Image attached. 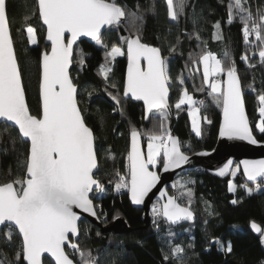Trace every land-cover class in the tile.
Wrapping results in <instances>:
<instances>
[{
    "label": "trees",
    "instance_id": "16d2710c",
    "mask_svg": "<svg viewBox=\"0 0 264 264\" xmlns=\"http://www.w3.org/2000/svg\"><path fill=\"white\" fill-rule=\"evenodd\" d=\"M117 2L125 8L127 17L121 25L110 27L102 35L107 49L91 40L82 41L75 47L71 77L79 88L78 103L85 122L95 136L99 162L96 178L105 187L102 196L93 197L99 218L105 227L112 225L117 217L124 218L132 230L120 235L102 233L98 226L82 221L77 243L81 249L90 250L98 264H264V237L256 236L249 229L251 222L264 229V180L258 183L257 190V184L246 182L240 170L226 178L202 169L184 173L176 181V191L179 201L189 205L196 214V222L172 227L157 217L147 229H143V211L131 205L128 191L117 192L114 188L118 181L116 174L123 176L128 173L127 156L133 127L142 134L170 130L179 138L181 149L186 154L215 148L222 108L214 94L206 93L210 88L204 80L202 62L199 61L205 51L214 53L225 66L229 61L224 52L226 49L229 52L242 83L253 133L258 142L264 143V133L257 129L260 119L258 96L264 94V63L260 62L259 56L253 57L254 49L259 51L253 43L257 45L259 42L253 36L249 37L251 43L245 41L243 25L235 14L232 23L227 22L231 0H186L184 12L176 21L168 16L166 0ZM247 6L254 14L257 9L264 11V0H247ZM7 11L26 99L31 114L39 116L42 113L41 57L49 50L45 44L46 28L38 13L32 15L36 12L35 0H8ZM131 13L142 14V20L137 19L133 23ZM26 16H31L27 22ZM217 22L221 25L223 38L220 40L215 38L217 30L214 25ZM26 23L36 29V45L28 39ZM137 29H140L141 42L159 48L168 62L172 113L167 114L163 129L156 112L146 121L143 104L125 99L126 55L106 63V51L114 45L126 50L122 38L135 36ZM81 53L82 65L79 63ZM245 55L248 56L247 61L241 59ZM102 65L111 68L107 79L101 74ZM181 77L183 84L180 83ZM185 88L196 101L206 99L200 114L207 120L203 119L199 136L192 131L186 105L179 109L175 106ZM113 96L119 99V104L112 99ZM141 136L143 140L147 138ZM144 147L146 149V142ZM28 153L29 144L21 139L18 131L5 123L0 124V183L24 177ZM230 185H235L236 190L230 191ZM243 185L252 188L253 192L249 194ZM189 190L190 204L188 196L181 195ZM234 200L236 203H232ZM9 231L12 233L10 240L7 238ZM216 239L225 245L224 249L214 243ZM169 241L172 248L178 244L185 249L181 257L167 253L165 245ZM229 242L231 252L226 250ZM21 248L22 240L17 231L5 227L0 239V264H25L22 258L20 261L15 259ZM67 252L74 261L79 260L74 251L67 249ZM165 255L170 259L165 260ZM45 264L52 263L45 260Z\"/></svg>",
    "mask_w": 264,
    "mask_h": 264
},
{
    "label": "snow or ice",
    "instance_id": "6c2138e0",
    "mask_svg": "<svg viewBox=\"0 0 264 264\" xmlns=\"http://www.w3.org/2000/svg\"><path fill=\"white\" fill-rule=\"evenodd\" d=\"M36 12L43 24L47 26V40L51 42L50 52L42 55L41 95L42 113L37 116L31 114L25 98L20 66L16 57L14 42L11 35L8 17V0H0V118L18 126L20 135L30 141V150L24 163L25 175L9 182L0 183V225L11 222V226L18 229L22 236V248L15 259L21 258L27 264H42L45 253L55 258V264H98L96 257L90 250L81 249L78 243L70 241V235L80 233V220L75 208L97 216L96 206L90 198L95 188L98 194L105 192V187L94 174L98 169L97 149L92 128L86 123L77 100V86L73 83L69 69L73 63V46L82 36L91 37L97 45L107 49L102 40V29L119 26L126 18L125 8L117 0H35ZM168 16L176 21L184 12L186 0H166ZM228 23L233 21V14L242 23V32L247 43L249 37L255 36L259 43L260 62L264 63V11L257 9L254 14L247 0H231L228 5ZM132 22L142 20V14L131 13ZM31 16L25 17V22ZM26 33L31 44L38 43L35 27L25 24ZM217 30L216 39H222L221 25H214ZM123 37L126 50L120 46H112L106 51V63L114 61L116 57L127 55V83L124 95L129 94L136 100H142L147 113L156 110L163 129V122L167 121V109L170 76L168 62L161 56L157 47L142 43L139 35ZM70 38L66 39L65 34ZM197 39L199 36L197 35ZM174 50V49H173ZM229 61H224L209 51L199 57L203 64V77L216 102L222 108L223 123L220 136L247 140L252 144L258 143L252 133V128L245 111L244 94L235 62L231 60L227 49L224 52ZM241 59L247 61L245 55ZM146 61V68L141 61ZM79 63L82 65L83 55ZM253 66V65H250ZM101 74L108 78L110 67L101 66ZM226 76L225 79L220 77ZM181 77L180 83L183 84ZM251 88L252 86L249 85ZM255 90V89H253ZM117 104L116 96L112 97ZM258 109L261 119L258 123L259 132L264 133V94L258 96ZM185 88L176 108L190 105L192 127L196 135H201L200 106ZM122 111V110H121ZM147 118V116L145 117ZM207 120V117H203ZM208 123H211L208 120ZM148 138L147 153L140 145V137ZM206 154V153H202ZM163 156V169L180 168L189 162V157L181 151L180 141L164 130L159 134L155 131L141 133L136 128L131 130V150L128 153V173L121 176L117 173L118 181L115 191L128 189L135 204H142L144 198L160 180L157 172L150 170L160 163ZM243 171L249 181L264 179V160H244ZM231 166V161L219 174L224 175ZM239 165L236 171H239ZM234 175V173H233ZM183 187V185H180ZM251 194L252 188L243 185ZM230 191L236 186L230 185ZM259 190V184H257ZM187 195L191 203V191L181 193ZM236 203V201H232ZM157 216L164 217L171 223L193 219V212L189 207H183L177 202V197L169 196L167 203L161 209L153 207ZM251 228L264 237V229L255 222ZM7 238H12L11 231ZM216 245L224 249L225 245L219 240ZM66 246L74 250L79 256L78 261L70 258ZM231 252V243L226 246ZM185 249L175 245L171 249V256L181 257ZM165 260L170 259L165 255Z\"/></svg>",
    "mask_w": 264,
    "mask_h": 264
},
{
    "label": "water",
    "instance_id": "95a60500",
    "mask_svg": "<svg viewBox=\"0 0 264 264\" xmlns=\"http://www.w3.org/2000/svg\"><path fill=\"white\" fill-rule=\"evenodd\" d=\"M123 20H124V18L121 20L120 25L123 23ZM41 22H42V20H41ZM42 24H43V22H42ZM43 26L46 28L45 44L49 46L48 52H50L51 42L47 40V26L44 24H43ZM109 28L110 27H106L105 29H102V35ZM65 36H66V39L70 38V35L67 33L65 34ZM85 40L94 41L91 37H87V36L80 37L77 40L76 44L73 46V61H74L75 47L79 43H81L82 41H85ZM14 49H15V46H14ZM15 53H16V50H15ZM161 56H162V54H161ZM16 57H17V55H16ZM126 59H127V68H128L127 55H126ZM141 66L143 68H146V61L142 60ZM72 67H73V63L71 64L70 69H69L70 75H71ZM127 68H126V74H125L124 91H125V87H126V83H127ZM41 73H42V57H41ZM223 79L226 80V76H224ZM73 83H74V81H73ZM40 85H41V79H40ZM241 87H242V83H241ZM242 90H243V87H242ZM78 92H79V88L77 86V100H78ZM243 94H244V92H243ZM171 95H172V92H171V89L169 87V96H168L169 107L167 109L168 115H171V113H172L171 103H170ZM124 97L127 100L130 99L133 102H141L143 104L144 110H145V117L147 116V118H145L146 121H148L150 119L152 113L156 112V110H153L152 113H147L146 106H145L144 102L142 100H136L130 94L128 96L124 95ZM25 98H26V95H25ZM243 98H244V96H243ZM40 100H41V109H42L41 87H40ZM26 102H27V99H26ZM27 104H28V102H27ZM78 105H79V103H78ZM244 105H245V98H244ZM28 107H29V105H28ZM29 110H30V108H29ZM245 111H246V115L248 117L246 105H245ZM81 113H82V111H81ZM248 120H249V117H248ZM2 123H5L8 126H11L18 131V126H15L10 121H6L3 118H0V124H2ZM222 123H223V112H221L219 132H220V127H221ZM249 123H250V127L252 128L250 120H249ZM18 133H19V131H18ZM252 133H253V129H252ZM19 135H20V133H19ZM171 135L175 138H178L174 133H172ZM253 136L255 137L254 133H253ZM20 137L24 142H27L29 144V150H30V141H28L27 138H24L21 135H20ZM255 139H256V137H255ZM144 143L145 142L141 136L140 137V145H141L143 152L146 154ZM95 145H96V142H95ZM130 150H131V136H130L129 152H130ZM181 151H182V149H181ZM202 153H206V154H202ZM186 155L189 157V162L187 164L182 165L180 168L170 169L167 172L164 171L163 167L160 170H154L153 168H150V170L157 172V174L160 176V180L152 188V190L148 193V195L144 198V202L142 204H135L132 201L131 193L128 190L129 201H130L131 205L134 208H137V209H140L143 211V223H144L143 229H147L151 225L152 218H153L152 206L155 203H159L162 207L163 204L167 203V198L169 196L177 197V202L180 203L181 206L188 207L179 201L178 194L176 191V181H177L178 177H180L184 173H190V172H194L196 170L202 169V170H205L214 176L226 178V177L230 176L231 173L233 172L234 168L237 165H239L240 171H241L244 179L249 184H258L264 180V179L258 178V181H249L246 174L243 171V164H242V162L244 160H250V161L264 160V143L258 142L256 144H252L247 140H242L239 138L222 137L219 134L217 144L213 150H211V151H199V152H196L194 154H186ZM97 160H98V157H97ZM229 161H231V166L228 168V170L225 172L224 175H220L219 174L220 170L224 169L225 166L228 165ZM98 170H99V162H98V169L94 170L95 176H96ZM97 191L98 190H96L94 188L92 193H90V198L93 199V197ZM93 203H94V200H93ZM94 205H95V203H94ZM190 210L193 212V210L191 208H190ZM74 211H76L78 213V215H80V217H81L79 224H81L82 221H87L88 223H90L92 225L98 226L101 229L102 233L114 232L115 234L120 235V234H128L132 230L130 228V226L128 225L127 221L121 217H117L114 220L112 225L105 227V226H103L101 219L99 218L98 212H97V216H92L90 213L83 212V210H81L79 208H75ZM96 211H97V209H96ZM162 219L164 220V222L171 225L172 227H177V226L184 224V223L194 224L196 222V214L193 212V219H191V220H187V219L181 220L177 223H171V222L167 221L164 217H162ZM251 223L249 224L250 231L253 232V234H255L256 236L260 237L261 235L251 228ZM5 227H12L18 233V229L11 226V222H6L5 225H0V239H1L2 232H3ZM19 236L21 237V240H22V236L20 234H19ZM79 238H80V233L78 236L70 235L69 239L71 242L77 243ZM67 249L70 251H74L69 246H66V248H65L66 252H67ZM45 260H49L52 264H55V258L51 257V255L48 253H45L44 256L42 257V264H45ZM24 263L27 264L26 261H24Z\"/></svg>",
    "mask_w": 264,
    "mask_h": 264
},
{
    "label": "rangeland",
    "instance_id": "374dc122",
    "mask_svg": "<svg viewBox=\"0 0 264 264\" xmlns=\"http://www.w3.org/2000/svg\"><path fill=\"white\" fill-rule=\"evenodd\" d=\"M257 51H258V49H257ZM258 53H259V51H258ZM119 57H122V56H119ZM202 67H203V64H202ZM221 79H222V77H220ZM206 84H208L207 82H206ZM186 105V107H187V109H188V112L190 113V111H191V106L190 105H187V104H185ZM201 108V107H200ZM190 115V114H189ZM260 119H261V117H260ZM259 119V120H260ZM190 120H191V128H192V131L193 132H195L194 130H193V127H192V118H191V116H190ZM198 120H199V122H200V127H202V122H203V117L201 116V114H199V116H198ZM259 120H258V122H257V129H258V123H259ZM164 130H167V131H170V130H168V129H164ZM202 130V129H201ZM258 131H259V129H258ZM171 133V132H170ZM145 140V142H146V153H147V144H148V138H145L144 139ZM159 160H160V163L157 165V166H155V167H151L150 166V168H153L154 170H156L159 166H163V156H161L160 158H159ZM233 172L234 173H237L238 171H236V167L234 168V170H233ZM232 172V173H233ZM122 176V175H121ZM122 190H127L128 191V189H122ZM104 194V193H103ZM103 194H98V191L95 193V195H94V197L96 198L97 196H102ZM178 198H179V196H178ZM182 204H184V205H186V203H184V202H182ZM188 207H189V205H187ZM153 207H155L156 209H161V205L159 204V203H155L153 206H152V215H153V218H152V221H153V219L154 218H157V217H161L162 218V216H157L154 212H153ZM97 208V207H96ZM98 210V209H97ZM165 247H166V250H167V253H170L171 254V249H172V246H171V241H169L168 243H166V245H165Z\"/></svg>",
    "mask_w": 264,
    "mask_h": 264
},
{
    "label": "built area",
    "instance_id": "2783aa9c",
    "mask_svg": "<svg viewBox=\"0 0 264 264\" xmlns=\"http://www.w3.org/2000/svg\"><path fill=\"white\" fill-rule=\"evenodd\" d=\"M253 37H255V36L253 35ZM253 45H254V48H255L256 47L255 42L253 43ZM255 56H259V53L257 52L256 49H254V54H253V57H255ZM206 93H207V95H210L211 94V89H207ZM197 102H201V103H199L200 107H203V106L206 105V99H200Z\"/></svg>",
    "mask_w": 264,
    "mask_h": 264
}]
</instances>
